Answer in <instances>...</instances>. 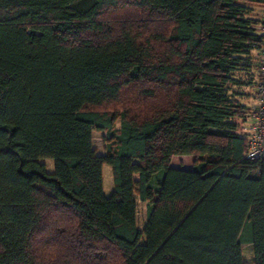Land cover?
<instances>
[{"label":"trees","instance_id":"1","mask_svg":"<svg viewBox=\"0 0 264 264\" xmlns=\"http://www.w3.org/2000/svg\"><path fill=\"white\" fill-rule=\"evenodd\" d=\"M263 6L0 0V264H264Z\"/></svg>","mask_w":264,"mask_h":264},{"label":"built area","instance_id":"2","mask_svg":"<svg viewBox=\"0 0 264 264\" xmlns=\"http://www.w3.org/2000/svg\"><path fill=\"white\" fill-rule=\"evenodd\" d=\"M260 31L264 38V6L263 22ZM261 79L257 86L256 104L250 119L244 124L243 130L248 138L247 157L262 159L264 156V44L262 46Z\"/></svg>","mask_w":264,"mask_h":264},{"label":"rangeland","instance_id":"3","mask_svg":"<svg viewBox=\"0 0 264 264\" xmlns=\"http://www.w3.org/2000/svg\"><path fill=\"white\" fill-rule=\"evenodd\" d=\"M74 116L75 114L72 112L65 114L64 123H65L66 132L68 130L69 123L74 119ZM94 144L97 147L98 152L100 154L105 152L103 132L96 131L94 133ZM175 159L178 162L181 161L182 163H187L188 165H191L192 163H194V157L188 154L177 156ZM43 161L46 163L48 171L52 172L55 168L54 158L46 157L43 159ZM103 170H104V191L106 194H110L114 188V178H113L112 166L109 164H105ZM145 221H146V202L140 200L139 201L138 222L141 228H143ZM243 255L247 261L251 262L254 258L253 245H251L250 243H244L243 244Z\"/></svg>","mask_w":264,"mask_h":264},{"label":"crops","instance_id":"4","mask_svg":"<svg viewBox=\"0 0 264 264\" xmlns=\"http://www.w3.org/2000/svg\"><path fill=\"white\" fill-rule=\"evenodd\" d=\"M260 9V14L262 15V13H263V8L262 7H260L259 8ZM249 104L252 106V107H254L255 106V104H256V93L254 94V95H252L250 98H249ZM250 119V118H249ZM188 155H191V154H188ZM177 156H182V154H179V155H174L173 156V158H172V165L173 166H176V167H183V168H187V169H191L192 167H193V164L194 163H192L191 165H188L187 163H182L181 161H177L175 158L177 157ZM193 156V155H192ZM194 157V156H193ZM182 159V158H181Z\"/></svg>","mask_w":264,"mask_h":264}]
</instances>
